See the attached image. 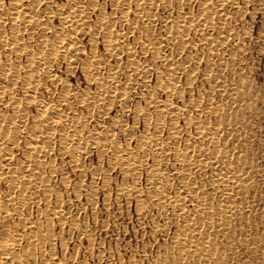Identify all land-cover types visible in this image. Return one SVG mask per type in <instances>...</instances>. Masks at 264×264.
<instances>
[{
	"label": "rangeland",
	"instance_id": "rangeland-1",
	"mask_svg": "<svg viewBox=\"0 0 264 264\" xmlns=\"http://www.w3.org/2000/svg\"><path fill=\"white\" fill-rule=\"evenodd\" d=\"M9 1L0 0L1 12ZM70 1L18 0L36 17V26L19 34L20 43L34 52L44 38L54 42L55 30L72 32L57 13ZM113 1H71L89 15L73 38L81 52L73 54L75 65L53 60L56 80L38 71L32 87L35 96L59 108L50 123L28 100L26 55L0 46V118L12 120L4 144L8 155L0 152L6 171L0 205L19 210L26 232L48 228L52 238L42 245L43 256L54 254L64 264H264V0H222L223 15L211 16L206 34L190 32L188 46L168 40L167 25L178 14L199 16L201 0H126L122 13L123 5ZM3 21L0 34L8 38L11 20ZM105 27L123 47L115 53L105 49ZM219 28L230 34L225 42ZM152 47L173 56L181 69L168 72L152 57ZM92 54L100 63L98 80L83 74ZM111 73L123 95L108 92ZM171 74L178 92L167 94L159 86ZM168 100L179 114L174 124L159 118L157 129L155 105ZM193 119L201 121L204 135L196 133ZM74 132L83 148L78 157L61 138ZM144 134L158 146L138 148ZM34 140L48 146L45 159L32 157ZM115 146L129 152L135 169L113 154ZM26 161L41 175L28 186L33 198L20 203L24 180L12 187L9 170L23 171ZM173 195L183 201L174 202ZM54 206L61 219L46 215ZM4 219L18 223L19 216ZM25 246L32 247L22 240Z\"/></svg>",
	"mask_w": 264,
	"mask_h": 264
},
{
	"label": "bare ground",
	"instance_id": "bare-ground-1",
	"mask_svg": "<svg viewBox=\"0 0 264 264\" xmlns=\"http://www.w3.org/2000/svg\"><path fill=\"white\" fill-rule=\"evenodd\" d=\"M41 1L43 0H34L36 4L40 3ZM71 1L70 3L67 2V4L64 7H60L57 13L60 15L59 19H61L62 23L69 25L72 32L69 31L71 32L69 33V32H66L60 29L55 30L56 34H55L54 42L53 41L51 42V39L50 40L48 39V41H50L48 42L45 40V38L44 39L42 38L43 41L39 43L41 46L38 44L39 49L34 52H30L20 43L21 38L19 36V34L22 33L26 28L28 29V26H29V29L31 28L33 29L34 26H36V23H35L36 17H35L34 10H32L29 7L24 6L23 4H20L18 0H10L9 1L10 5L7 8L4 7L5 9L2 12L0 11V21L4 22L3 20L6 17H9L11 20V23H10L11 24V28H10L11 35L10 37L7 38L5 37L4 34H0V46L5 48L9 53H14L17 56H20L23 54L26 55L25 57L26 65H27L26 74H27V79H28V82L26 84L28 85V88L29 87L31 88L28 100H30L36 105V109H38V115L45 116L47 118V123H50L51 120H53L58 115L57 112L59 108L57 107V105L51 104L35 96V93L33 92L32 87L37 81L36 73L38 71H42L45 76H50L51 78L56 80L57 77H55V74H53L50 71L51 70L50 65L52 64L53 60H55L56 58L57 59L65 58L67 59L68 62L69 61L72 62L69 64H73L76 60L75 58L76 56H74L73 54L81 50V46L79 47L78 46L79 44L77 45L76 44L77 42L75 43L73 41V38L76 37L77 35L82 34V27L85 24V22L82 25L81 20L85 19L89 15L86 16V14L88 13H85L86 11L84 12V9L82 7L77 6L76 4H73L74 2L71 3ZM217 1H218L217 5H212L208 2V0H201L200 8H199V16L197 17L191 14L180 15L177 13L178 15L174 19L173 24L167 25L168 34H166V38L170 41L177 38L179 45L184 46L186 44V36L190 32H194V33L197 32V33L204 34L206 30H209L210 28L213 27L214 22L212 21L211 16L215 13H219V15L222 14L220 13V10L222 7V0H217ZM115 2H119L123 5V6H120L121 9L119 8L121 12V10L125 8L126 0H117V1L115 0ZM34 4L33 6H35ZM0 7H1V4H0ZM102 19H104V17ZM97 21H99V19ZM86 26H89L88 23L87 25H85V27ZM110 27L109 28L105 27L106 29H104L105 33L103 36V43H104L105 49L108 52L115 53V51L117 50L118 46L121 43L120 42H119L120 44L117 43L118 38L116 34L110 29ZM219 30H220L218 31L219 40L221 42H225V39H227L228 37L227 36L228 32L227 30L224 31V30H221L220 28ZM228 35L230 34L228 33ZM202 36L204 37V35ZM203 39L207 40L206 37H204ZM122 48L123 47L121 46L120 49ZM91 52L92 51H90V53ZM42 53L44 55H42ZM150 53L152 57H154L160 62V65L164 66L167 69L168 72L171 71L173 73H176L178 70L181 69V67L177 65L176 62L173 60L172 58L173 56L171 57V55L164 54L159 47H152L150 49ZM89 57L90 58L87 57L88 59L86 58L87 63H85L83 66V74L86 76V78H88V80H98V77H97L98 71L99 69H101L100 63L99 61L96 60L97 57L95 59L94 54H92ZM166 74L168 75V73ZM108 77H110V79L106 80L105 83L107 87L109 88L108 92L110 93V95L111 94L123 95L124 94L123 89L121 88L120 84L117 81H115V79L114 80L112 79L113 78L112 73ZM160 77L161 76H159V79ZM164 81H163V84L159 86V88L161 87L163 90L166 91L167 94L168 93L170 94L172 92H178L177 78L174 74L166 76V79ZM156 85L158 86L159 84H156ZM66 89L68 91L69 88H66ZM67 91L65 93H67ZM3 92H4L3 88L1 89L0 87L1 96ZM83 101L84 103H88V101L86 100H83ZM10 104L13 106L15 105V102L10 103ZM154 111L157 117L156 119L158 120L156 122L157 129H159L158 126L161 125L160 123L161 121H159V118H161L162 116H168L171 119V122L173 121V124H174L175 118H177V115L179 114L178 108L173 105L171 100L170 101L168 100L166 102L161 101V103L159 102L156 103ZM194 119L192 120V124L194 125L196 129V133L199 134V136L204 135V132H203L204 130H203L201 121L194 120ZM11 124H12V120H6L3 117L0 118V152L2 150H5V147H7L4 144H6L5 139L9 134ZM170 129L172 130L173 128H170ZM13 132H15V130ZM61 138L64 141V143L71 145L72 156H77V152L79 154L82 151L83 148L79 146L81 143V138L77 135V133L74 132L70 135L65 134L64 136H61ZM211 138L213 139L214 135H212ZM137 144H138L137 145L138 148H142L146 150V149H153L157 147L159 142L156 141V139L153 138V136L144 134L139 138ZM46 147L48 146L42 145V143H40L39 141H36V140L32 142L30 141L29 149L32 152V157H34V159L39 158L40 160L45 159L44 157L48 154V151H49L48 148ZM6 151L8 152L7 148L3 152L5 155H8ZM128 153H129L128 151H126L125 149L119 148L118 146H115L113 149V154L115 156L121 155L123 162L126 165H130L132 168L135 169L136 168V164L134 163L135 161L133 157L129 155ZM175 156L180 157L181 154H179V152H175ZM2 164H3V161L2 163L0 162V178L2 177L3 173L6 172V171L5 172L3 171L4 167ZM23 165H24V168H23L24 170L21 172H17L15 168L14 169L11 168L9 170L13 174V178L11 179H14V181H12L13 183L12 187L15 186L16 179L22 178L24 180V183H22L21 189L19 188L20 191L18 192L17 199H19L20 203H26L29 201V199L33 198V196L29 194L30 191L28 192L29 190L28 186L35 185L38 182L39 177L41 175L40 172L36 169L35 165L30 164L27 161ZM221 181L224 183H228V182H231L232 179L230 177H221ZM44 182L46 184L45 179H44ZM166 198H169V197H166ZM170 198L176 203H181L183 201V197L180 195H173ZM46 215L49 216V218L52 216H56L58 219H61L63 212L59 208H57V206L48 207L46 209ZM12 216H19L18 223H14V222L8 223L4 219L5 217H12ZM27 224L28 223H26V220L24 219V217L21 216L19 210L13 207L7 208L6 206H4V204L2 206L0 205V264H64V261L60 258H57L56 256H53L54 254L52 255L48 254L49 255L48 258H44L43 256L42 245H44L45 240L52 238L51 231H49V229L46 228L47 231L38 233L36 232V229L34 227H30L29 228L30 230L26 232L24 231V229L27 226ZM22 240L32 245V247L31 246L21 247ZM192 244L198 245V243L196 242ZM35 246L38 247V251L40 250L39 252L35 251L34 249Z\"/></svg>",
	"mask_w": 264,
	"mask_h": 264
}]
</instances>
